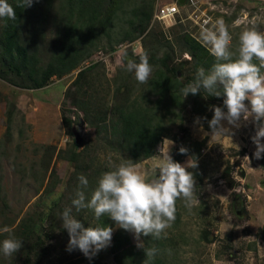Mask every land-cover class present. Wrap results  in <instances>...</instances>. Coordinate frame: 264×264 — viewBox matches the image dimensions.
I'll return each mask as SVG.
<instances>
[{"label":"rangeland","instance_id":"rangeland-1","mask_svg":"<svg viewBox=\"0 0 264 264\" xmlns=\"http://www.w3.org/2000/svg\"><path fill=\"white\" fill-rule=\"evenodd\" d=\"M148 1L119 0V18L105 29L96 28L98 23L94 22L96 27L88 31L92 40L85 45L88 55L73 70L52 76L44 87H18L0 78V242L9 236L22 241L21 249L12 257L0 255V264H64L77 255L84 256L79 250H66L70 237L59 219L65 208L72 207L78 177L88 178L86 194L90 196L101 174L110 170L109 156L113 164L132 160L152 177L151 163L160 149L167 150L165 139L172 141L174 161L185 165L189 157L198 160V167L187 170L195 176L199 202L189 210L182 200L177 201L176 220L166 238L141 237L148 242L146 247L158 250L149 264H264V170L254 155L256 145L251 137L255 124L236 129L224 121L231 130L213 135L208 123L214 115L210 106L223 107V99L205 97L206 92L205 96L198 93L186 98L180 93L179 105L173 106L164 92L157 116L165 133L155 154L134 162L127 152L108 144L116 137H106L101 127L109 126L110 115L101 120L99 114L120 104L124 92L150 107L154 105L158 96L150 92V84H138L134 73L125 70L129 60L139 62L140 56L147 54L154 71L161 68L186 85L194 81L196 71L184 47L185 36L199 42L200 25L205 20L223 19L235 47L240 31L253 22L264 31V5L242 0H197L196 6H181L179 13L164 24L153 19L154 7L157 2L174 0H154L151 16L139 31L132 10L147 11ZM53 5L55 14L56 1ZM49 21L52 24V18L45 28L47 42L52 41L54 32ZM2 27L0 19V53ZM136 41L141 47L135 48L138 54L131 48ZM43 59L45 63L46 57ZM7 77L18 79L14 73ZM82 81L83 97L76 95ZM143 95L149 101L142 99ZM77 100L93 106L98 114L86 120ZM197 117L201 118L199 123ZM181 146L188 149L187 154L179 152ZM73 214L85 227L96 226L92 210L76 212L73 208ZM111 227V245L94 258L103 264H121L122 248L114 243V234L126 230L116 224ZM4 228L10 231L4 232ZM127 233L136 246L134 234ZM142 253L144 264L146 254Z\"/></svg>","mask_w":264,"mask_h":264},{"label":"clouds","instance_id":"clouds-1","mask_svg":"<svg viewBox=\"0 0 264 264\" xmlns=\"http://www.w3.org/2000/svg\"><path fill=\"white\" fill-rule=\"evenodd\" d=\"M34 2L17 0L16 6L25 9ZM5 18L15 20L17 14L8 0H0V19ZM233 39L223 19L205 20L200 25L199 42L215 62L208 70L199 68L194 81L180 91L184 98L204 92L207 93V96L203 94L205 97L223 96V107L210 106V110H214L213 117L208 121L212 134L231 130L224 126V121L236 129L255 124V134L251 139L256 145L255 158L260 159L264 158V31L258 30L253 22L251 27L240 31L235 47ZM125 70L134 73L138 84H148L154 68L147 54H142L139 62L129 60ZM200 119L197 117L196 122L199 123ZM163 143L167 145V150L160 149L158 158L152 161L155 173L152 177L147 176L141 166L132 160L113 164L111 156L108 157L110 170L101 174L90 196L86 194L88 178L84 175L78 177L79 188L72 207L65 208L59 217L70 237L68 252L79 250L91 261L112 243L114 230L111 226L85 227L73 214V208L76 212L88 209L93 211L95 219L109 217L119 228L133 233L136 247L146 254L144 264L155 259L158 250L146 247L141 237L166 238L167 230L176 220L177 201L182 200L189 210L199 202L195 176L187 170L198 167V160L189 157L182 165L174 161L170 154L172 141L165 139ZM179 152L187 154L188 149L181 146ZM3 231L10 230L4 228ZM21 247V240L9 236L0 242V255L12 257Z\"/></svg>","mask_w":264,"mask_h":264},{"label":"trees","instance_id":"trees-1","mask_svg":"<svg viewBox=\"0 0 264 264\" xmlns=\"http://www.w3.org/2000/svg\"><path fill=\"white\" fill-rule=\"evenodd\" d=\"M53 1H56L55 14H52ZM118 1L35 0L31 7L22 9L16 6L17 0H10L17 18L15 20L3 19L0 78L18 87L38 89L47 85L52 76H60L73 70L88 55L85 45L91 40L88 31L94 30L93 28L96 27V24L93 25L94 22L98 23L96 28L105 29L114 23L115 18H119L117 17V10L120 9ZM153 5L154 0H149L146 4L147 11L143 8V10L138 8L132 10V14L137 18L139 31L144 29L148 22ZM47 18L49 20L52 18V24L51 21L49 23L54 28L52 41L49 42L46 41L45 30L48 25ZM131 23L133 24L134 20ZM184 40V47L189 51L195 71L197 72L201 67L205 70L210 69L215 61L207 49L190 36H185ZM44 57H46L45 63H43ZM9 73H14L18 79L8 78ZM166 73L161 68H157L154 71V77L149 81L150 92L158 96L151 107L139 98H132L130 92H124V98L120 104L116 103L107 111L108 113H99L101 120H107L110 115L109 126L104 124L101 127L105 136L116 137L114 141H108V144H115L116 146L112 148H116L117 151L127 152L130 158L135 159L134 162L155 154L161 136L165 133L160 117L157 116L164 92L168 94V101L171 105H179L180 89L185 84L174 74ZM193 77L195 79L194 75ZM82 86L83 81L76 95L83 97L85 91L82 90ZM143 98L147 99V96L143 95ZM217 98L224 99L223 96ZM76 103L84 110L86 120L98 114L97 110L88 103L79 100ZM73 146H76L75 140ZM78 154L76 153L77 156ZM260 162L264 170V158H260ZM90 166H86L87 169ZM97 167L99 169V166ZM83 168L85 167L80 169ZM97 169L96 173H98ZM95 222L96 226H115V222L109 217L95 219ZM114 243L122 248L121 264H142V257H144L142 251L144 250L141 251L129 241L127 231L117 230L114 234ZM64 264L103 263L95 258L90 261L85 256L78 257L77 255L75 260Z\"/></svg>","mask_w":264,"mask_h":264},{"label":"built area","instance_id":"built-area-1","mask_svg":"<svg viewBox=\"0 0 264 264\" xmlns=\"http://www.w3.org/2000/svg\"><path fill=\"white\" fill-rule=\"evenodd\" d=\"M242 1L264 5V0H242ZM196 3L197 0H183V2H180V0H174L164 3L157 2L153 10L152 17L154 20H158L164 24H167L172 18H174V16L177 13H179L181 6L191 7V6H196ZM119 47H122V44ZM132 47L134 51L136 47L141 48L138 41L131 44V48ZM135 52L137 53V51Z\"/></svg>","mask_w":264,"mask_h":264},{"label":"water","instance_id":"water-1","mask_svg":"<svg viewBox=\"0 0 264 264\" xmlns=\"http://www.w3.org/2000/svg\"><path fill=\"white\" fill-rule=\"evenodd\" d=\"M180 2H183V0H180ZM74 138H76V142H78L79 141V135L75 132L74 133Z\"/></svg>","mask_w":264,"mask_h":264}]
</instances>
